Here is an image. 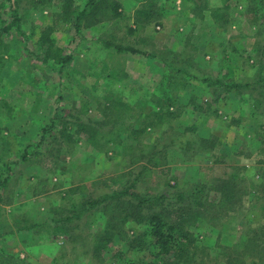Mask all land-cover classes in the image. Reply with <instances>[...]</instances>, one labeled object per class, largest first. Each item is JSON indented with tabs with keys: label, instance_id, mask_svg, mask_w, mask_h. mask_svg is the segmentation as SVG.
I'll use <instances>...</instances> for the list:
<instances>
[{
	"label": "rangeland",
	"instance_id": "rangeland-1",
	"mask_svg": "<svg viewBox=\"0 0 264 264\" xmlns=\"http://www.w3.org/2000/svg\"><path fill=\"white\" fill-rule=\"evenodd\" d=\"M116 1L122 16L98 10L80 30L70 12L85 0H20L21 29L0 25V264L170 263L174 251L151 237L130 245L146 227L132 220L95 255L103 206L55 231L52 218L132 184L145 199L167 194L171 209L184 204L177 191L208 185L215 206L184 225L197 246L189 264H240L244 239L264 247V0ZM46 27L73 55L61 72L43 60ZM119 97L131 109L103 111ZM84 101L93 128L54 142L43 128ZM222 181L229 196L215 190ZM243 260L264 264V251Z\"/></svg>",
	"mask_w": 264,
	"mask_h": 264
},
{
	"label": "trees",
	"instance_id": "trees-1",
	"mask_svg": "<svg viewBox=\"0 0 264 264\" xmlns=\"http://www.w3.org/2000/svg\"><path fill=\"white\" fill-rule=\"evenodd\" d=\"M7 1L10 5H7ZM86 3L82 5L81 9L72 10L71 15H76L75 27L80 30L82 25L86 23L87 26L91 25L93 18L97 17L99 12L102 10L108 13L109 9L112 11L114 17L122 16V12L119 10L120 4L116 0H85ZM20 0H2L0 2V25L3 26L5 31H10V29L16 25L19 30L21 29L22 15L20 13ZM34 5L53 6V0H30ZM105 8V10H104ZM11 11V13H9ZM8 22V23H7ZM40 48L43 51V60L45 63L53 61L59 72L63 71L66 65H69L73 59L72 54H66L65 49L56 44V40L52 37L51 27L44 28L39 35ZM109 48H114L118 52H141L139 49L128 47L122 44H114L111 42H103ZM7 45L1 40L0 35V68L4 61V48ZM240 85V84H239ZM231 87H237L236 84L232 83L228 85V89ZM246 87V86H245ZM110 99V98H107ZM162 100L160 99V102ZM166 101V100H164ZM162 101V102H164ZM159 102V103H160ZM88 101H84V106L81 111L76 109V106H72L66 113L61 116H56L49 126L43 128L46 132L53 130L52 139L54 142L73 140L77 133L88 132L92 128L91 121L86 122L85 118L82 117L80 112L86 113L88 109ZM104 105L103 111L106 110L108 106L120 111L121 108L131 109L128 102L124 101L122 97L118 99H110V103L107 102ZM166 103L159 107L158 111H155L157 117L161 120L165 118L168 114H172L168 109H165ZM170 106V103L167 104ZM168 113V114H167ZM85 115V114H84ZM87 118V117H86ZM96 124V123H95ZM60 125L62 127H60ZM73 129V131H72ZM1 136V129H0ZM46 138L45 135L42 137V141ZM205 140L203 141V143ZM4 143V139L2 140ZM7 148V147H6ZM2 147L1 149H6ZM3 150H0V153ZM122 189L113 190L106 194H102L96 200L87 198L80 203L77 212L73 215L67 216H57L52 218L55 223V231L65 232L69 231L68 222L74 221L75 218H81L84 211H92L97 206H103L101 209L107 215V222L105 227V232L98 237V246L95 248V255H99L101 251H104L107 247V243L112 241L115 235H121L122 238L126 237V234L122 232L124 225L129 221H135L136 223H144L146 226L143 231L136 234V238L131 240L130 245L135 246V243L141 245L144 238H153L156 244L164 251L173 250L174 260L167 264H189L197 255V246H194L196 239L194 234L184 228V225L196 221L200 216H203L209 209V207H214L215 205H208V201L211 200L210 189L208 190V185H195L188 190H180L176 193V200L180 203L184 202L180 206L173 209L170 206H165V200L169 197L167 194H158L151 196V199H145L138 193L134 191L135 185L123 186ZM232 185L229 182L222 181L221 184L217 185L215 190L224 195L229 196ZM72 191H75L73 189ZM189 193V194H188ZM222 194V195H223ZM227 198V197H226ZM157 199V200H156ZM242 244L237 245V258L239 257L240 264H244L243 256L249 255L250 257H257L264 251V247L256 244L252 238H246ZM258 248V249H257Z\"/></svg>",
	"mask_w": 264,
	"mask_h": 264
}]
</instances>
